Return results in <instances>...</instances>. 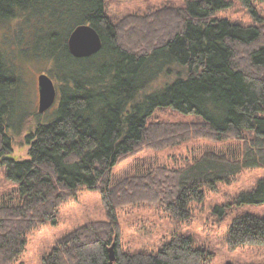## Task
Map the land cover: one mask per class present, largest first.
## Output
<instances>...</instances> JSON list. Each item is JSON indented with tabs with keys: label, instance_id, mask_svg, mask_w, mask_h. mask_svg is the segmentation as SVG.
Instances as JSON below:
<instances>
[{
	"label": "trees",
	"instance_id": "obj_1",
	"mask_svg": "<svg viewBox=\"0 0 264 264\" xmlns=\"http://www.w3.org/2000/svg\"><path fill=\"white\" fill-rule=\"evenodd\" d=\"M237 1L258 18L254 4L264 0ZM231 3L183 0L182 6L163 7L132 22L136 27L125 44L106 0H0V24L21 19L6 40L13 41L17 55L46 66L57 90L51 108L31 110L15 64L20 58L12 47L0 46V169L14 184L11 193L0 195V264H11L23 252L29 230L55 223L59 205L83 186L99 192L108 220L66 233L42 264L208 262L211 254L181 233L154 253L120 251L116 209L147 203L184 222L191 203H202L217 184L229 183L242 170L264 168V29L219 17ZM79 24L92 26L102 41L88 57L68 51L67 38ZM162 75L172 77L144 92ZM158 109L195 116L199 123H151ZM31 116L36 125L25 135L28 158L18 159L8 130L15 124L19 135ZM188 137L221 145L205 147L181 165L136 166L123 178L112 171L142 145L160 149ZM262 203L264 177L231 205ZM215 208L218 218L227 213ZM225 242L230 249L264 246V217H232Z\"/></svg>",
	"mask_w": 264,
	"mask_h": 264
},
{
	"label": "rangeland",
	"instance_id": "obj_2",
	"mask_svg": "<svg viewBox=\"0 0 264 264\" xmlns=\"http://www.w3.org/2000/svg\"><path fill=\"white\" fill-rule=\"evenodd\" d=\"M231 1L232 5L228 9L217 13L219 17H226L245 25H260L264 29V2L254 4L258 16L255 19L237 0ZM182 5L183 0H106V11L112 22L121 27L119 38L122 43L126 44L128 41L131 42L127 39H129L131 30L136 27L131 26L132 22L146 19L163 7L176 8ZM20 20L18 17L0 24L2 49L6 50L7 47L13 46V41L8 43L5 37L11 39L13 29ZM12 48L15 49V47ZM16 52L15 49V55L20 59L16 60L15 64L22 71L21 75L26 84L31 110L36 111L38 107L37 77L46 72L44 69L46 66L29 60L30 58L19 56ZM171 77L160 76L144 92L161 87ZM53 82L56 85L55 80ZM24 110L22 108V111ZM198 120L195 116L184 115L170 109H158L150 118L151 123H183L186 125L199 123ZM35 125L36 119L31 116L27 125L20 128L19 135H14L17 131L15 124L9 128L8 134L13 135L12 154L18 159L28 158L25 135ZM218 145L221 144L196 137H188L183 143L160 149L142 145L121 159L112 171L117 177L123 178L133 175L136 166L144 169L149 164L181 165L185 162V157H188L185 159L189 161L205 147ZM262 177H264V168L245 169L233 177L229 183L217 184L215 191L205 193L202 203H191V217L184 222L175 221L158 207H152L147 203L126 204L117 208L120 251L154 253L172 234L181 233L191 235L197 246L211 254L206 264H264V246L246 245L230 249L225 242L226 228L232 217L244 213L264 217V203L231 205L234 197L253 187ZM12 189H14V184L4 178L2 169H0V195L11 193ZM214 208L219 213L223 209L227 213L222 218H218L212 213ZM106 220L108 218L99 192L84 186L80 187L75 196L65 198L59 205L55 223L48 222L38 225L26 233L25 249L11 264H42L43 256L60 237L87 222Z\"/></svg>",
	"mask_w": 264,
	"mask_h": 264
},
{
	"label": "water",
	"instance_id": "obj_3",
	"mask_svg": "<svg viewBox=\"0 0 264 264\" xmlns=\"http://www.w3.org/2000/svg\"><path fill=\"white\" fill-rule=\"evenodd\" d=\"M102 41L98 32L88 24H79L70 32L67 38L69 53L77 58L88 57L101 49ZM38 113L48 110L55 102L57 90L51 77L41 73L37 77ZM110 262L115 261L113 245L108 249Z\"/></svg>",
	"mask_w": 264,
	"mask_h": 264
}]
</instances>
